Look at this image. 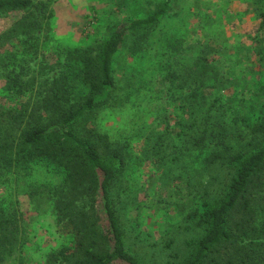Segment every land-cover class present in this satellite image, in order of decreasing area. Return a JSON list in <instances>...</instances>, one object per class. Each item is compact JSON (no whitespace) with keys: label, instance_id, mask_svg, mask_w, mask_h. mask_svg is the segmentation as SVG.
I'll use <instances>...</instances> for the list:
<instances>
[{"label":"rangeland","instance_id":"1","mask_svg":"<svg viewBox=\"0 0 264 264\" xmlns=\"http://www.w3.org/2000/svg\"><path fill=\"white\" fill-rule=\"evenodd\" d=\"M44 1L52 17L41 29L28 30L35 8L0 10V107L42 99L61 71L70 72L72 95L82 97L87 86L71 75L81 60L95 56L117 29L163 6V0ZM263 14L264 0H171L154 23L128 32L116 56L114 90L76 125L107 136L125 159L110 193L126 247L142 264L186 263L189 243L205 232V204L224 196L234 177L231 156L264 140L257 128L264 119ZM19 59L25 79L42 85L39 95L6 96ZM12 150L0 154V215L18 221L27 263L43 264L74 241L52 206L62 173ZM179 189L182 207L168 205L181 201ZM96 208L106 226L101 201Z\"/></svg>","mask_w":264,"mask_h":264},{"label":"trees","instance_id":"2","mask_svg":"<svg viewBox=\"0 0 264 264\" xmlns=\"http://www.w3.org/2000/svg\"><path fill=\"white\" fill-rule=\"evenodd\" d=\"M170 1L163 0V6L154 14L133 19L117 29L102 41L95 56L81 60L71 75L87 86L82 97L72 95L77 88L69 78L70 72L63 75L61 71L45 86L42 99L18 100L19 106L0 107V154L14 152V148L23 159L44 161L62 173L58 193L62 194L53 193L58 198L52 206L58 223L68 227L74 241L71 246L50 252L43 264H142L126 247L110 193L125 159L111 147L107 136L92 128L80 132L76 125L114 90L116 56L128 32L154 23L169 8ZM34 8L38 15L30 21L29 31L48 24L52 11L47 2L0 0V10ZM262 17L264 22V14ZM19 61L12 62L9 70L6 96L39 95L42 85L35 79H25L26 70ZM257 128L264 135V119ZM230 161L234 177L224 196L214 204H205L200 216L205 232L189 243L192 252L185 264L264 261V140L247 153L233 154ZM178 198L181 201L176 197L168 205L182 207V189L178 190ZM98 201L102 202L106 226L96 208ZM22 237L18 221L0 215V264H28Z\"/></svg>","mask_w":264,"mask_h":264}]
</instances>
